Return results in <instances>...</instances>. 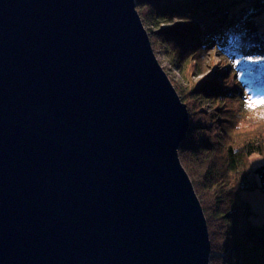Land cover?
<instances>
[{
    "label": "water",
    "instance_id": "obj_1",
    "mask_svg": "<svg viewBox=\"0 0 264 264\" xmlns=\"http://www.w3.org/2000/svg\"><path fill=\"white\" fill-rule=\"evenodd\" d=\"M189 129L136 0H0V264H210Z\"/></svg>",
    "mask_w": 264,
    "mask_h": 264
},
{
    "label": "trees",
    "instance_id": "obj_2",
    "mask_svg": "<svg viewBox=\"0 0 264 264\" xmlns=\"http://www.w3.org/2000/svg\"><path fill=\"white\" fill-rule=\"evenodd\" d=\"M137 8L159 29L148 28L156 55L181 70L191 126L179 156L208 222L211 264H264V223L241 197L264 194V135L248 128L264 121L256 103L264 100V0H137ZM212 57L224 67L195 81L194 70L204 72Z\"/></svg>",
    "mask_w": 264,
    "mask_h": 264
},
{
    "label": "rangeland",
    "instance_id": "obj_3",
    "mask_svg": "<svg viewBox=\"0 0 264 264\" xmlns=\"http://www.w3.org/2000/svg\"><path fill=\"white\" fill-rule=\"evenodd\" d=\"M136 6H137V0H136ZM137 10H138V8H137ZM139 14H140V12H139ZM140 16H141V14H140ZM146 22H148V23H147V25L144 24V27L147 29V31L149 33V36H150V39L152 41L153 34L156 31L158 32L159 29H156V27H154L156 25L155 23L151 24L152 23L151 21H146ZM143 23H144V21H143ZM165 26H168V25L165 24ZM165 26L163 25L161 27H165ZM149 27L154 32L153 34H151L152 33L151 30H148ZM260 29L264 33V14L261 15V19H260ZM152 43H153V41H152ZM153 46H154V44H153ZM158 53H159V51H158ZM157 58H161V61L163 62V65L165 66V70H166L168 76L170 77L173 85L175 86V88L177 89V91L179 93V87H178V85H180V84L183 83L181 70L178 68L177 65L173 64L170 61H167L163 57L162 54L159 53L158 56H157ZM216 59H217V62L214 63V64H210V66L208 68H206V70L204 72L200 73V71H195L194 70V72H193V79L195 81H197V80H200V79L206 77L207 75H209V73L211 74V73H217V72H219L221 70V68L224 67V64H222L220 58L217 57ZM226 66H227V64H226ZM179 95H180V93H179ZM180 97H181V95H180ZM181 99H182V97H181ZM182 101L187 105V103L183 99H182ZM187 108H188V105H187ZM188 111H189V108H188ZM233 111L234 110H230L229 113H233ZM249 113H248V116L249 117H254L255 116L254 114H249ZM249 123H250L248 125L249 130L255 132V133H250L251 135H258V133L261 134V135H264V121H262V120L257 121L255 119H253V120H250ZM190 126H191V124H190ZM260 160L261 159H258L257 156H254L253 157V163L255 165H258L260 163ZM187 173H188V171H187ZM188 175H189V173H188ZM241 197L245 201L249 202L250 205H251V207H252V209H253V213L254 214H253L252 220L256 224H263L264 223V194L261 193V192H259V191H253V192L245 191V192H241ZM210 240H212L211 237H210ZM211 246H212V241H211ZM211 253H212V251H211ZM210 258H211V255H210ZM210 264H211V260H210ZM220 264H222V263H220Z\"/></svg>",
    "mask_w": 264,
    "mask_h": 264
},
{
    "label": "bare ground",
    "instance_id": "obj_4",
    "mask_svg": "<svg viewBox=\"0 0 264 264\" xmlns=\"http://www.w3.org/2000/svg\"><path fill=\"white\" fill-rule=\"evenodd\" d=\"M151 43H152V41H151ZM152 47H154L153 46V43H152ZM154 49V48H153ZM155 52V51H154ZM155 55H156V53H155ZM156 57H157V55H156ZM208 60H210V59H208ZM157 61H158V63L161 65V67L165 70V66L163 65V62L161 61V58H157ZM211 63H216L217 62V59L216 58H211ZM166 71V70H165ZM182 145V144H181ZM181 147V146H180ZM179 158H180V156H179ZM181 160V159H180ZM182 163V162H181ZM184 167V166H183Z\"/></svg>",
    "mask_w": 264,
    "mask_h": 264
},
{
    "label": "snow or ice",
    "instance_id": "obj_5",
    "mask_svg": "<svg viewBox=\"0 0 264 264\" xmlns=\"http://www.w3.org/2000/svg\"><path fill=\"white\" fill-rule=\"evenodd\" d=\"M257 104H261V105H264V100H258L256 101Z\"/></svg>",
    "mask_w": 264,
    "mask_h": 264
}]
</instances>
